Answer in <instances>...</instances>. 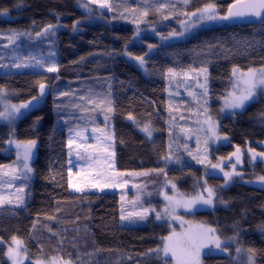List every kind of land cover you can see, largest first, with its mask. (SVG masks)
I'll use <instances>...</instances> for the list:
<instances>
[{
	"label": "trees",
	"instance_id": "1",
	"mask_svg": "<svg viewBox=\"0 0 264 264\" xmlns=\"http://www.w3.org/2000/svg\"><path fill=\"white\" fill-rule=\"evenodd\" d=\"M235 1L190 0L185 5L177 0H127L123 3L133 15L145 9L148 15H141L140 22L137 16H131L128 21L118 19L117 4L114 20L84 22L73 31V24L81 23L84 17L76 8L77 0H0V33L40 29L47 24L56 25L59 19L65 26L54 40L57 72L0 73V88L3 87L13 103L37 97L40 83L47 84L54 93L56 86L68 93L60 96L49 92L39 106L28 110L16 123V138L35 140L36 151L25 205L16 209L0 208V264H6L4 244L14 236L22 241L31 260L57 258L72 264H169L168 260L149 252L159 247L161 239L169 234L165 223L149 221L139 226L125 225L118 218L116 193L69 191L66 135L74 124L82 125L84 109H89L87 99H81L87 97L85 83L104 84L112 97L117 169L144 171L145 178L153 175L152 182H155L160 175L157 171L160 159L167 153L165 77L168 69L181 72L206 68L211 113L218 118V128L231 143L216 152L226 155L234 146L242 148L247 143L252 148L257 147L264 141V94L233 116H220L219 101L231 87L234 68L246 71L264 66V19L245 24L225 20L186 40L159 46L146 57V73L125 56V53L141 55L146 50L145 44L131 43L133 20L142 29L168 22L167 27L174 30L186 16L182 13L211 3L219 15H225ZM158 4L168 7L157 12ZM165 16L168 18L164 19ZM149 40L144 38L145 43L154 42ZM36 45L40 47V42ZM129 115L133 119H129ZM145 125L153 130L151 139L136 129ZM9 133V126L0 123V166L12 161L11 152L5 153ZM166 173V177L185 192L194 190L203 177L201 168L191 165L172 167ZM208 181L215 187V208L198 211L193 218L215 228L221 240L227 241L228 251L223 255H205L204 264H245L244 253L250 255L248 249L256 252L255 264H264V188L235 180L230 187L222 189L220 178L208 177ZM229 237L235 239L228 241ZM237 248L241 249L239 253Z\"/></svg>",
	"mask_w": 264,
	"mask_h": 264
},
{
	"label": "rangeland",
	"instance_id": "2",
	"mask_svg": "<svg viewBox=\"0 0 264 264\" xmlns=\"http://www.w3.org/2000/svg\"><path fill=\"white\" fill-rule=\"evenodd\" d=\"M127 0H109L111 5V10L108 7L102 8L99 3H89V0H77V7L80 9L84 15L81 23L79 22L76 26L78 30L80 24L104 22L108 23L115 19V12L117 4H119V14L116 16L118 19L128 21L132 19L131 16H137L139 22L143 20L141 18V13L139 15H133L134 13L129 12L128 6L124 5L123 2ZM182 1L183 0H177ZM89 4V11L82 7V4ZM203 8V7H202ZM57 20V27L48 35L42 36L39 39L34 37V33L39 30V28L34 27L25 33V35L19 36L12 44L9 43L8 37L12 34L10 33H0V73H14L19 71H37V72H48L47 64L45 68L30 67V68H16L13 67L14 64L20 63L25 58L36 57L37 60L44 59L45 61L51 63L54 61L57 65V51L55 48V38L56 35L65 26L60 21ZM170 21V19H169ZM182 21L186 24H192L193 26L185 31L186 24L181 23ZM225 20H218L212 22L197 23L185 16L176 27L177 29L167 27L168 22H163L158 25L147 26L146 29H142L139 23L133 20L131 26L134 28L133 38L131 43L138 45L145 44V52L141 55L143 56L145 63L140 65L138 61L133 59L135 56H127L126 59L131 62L136 68L141 72L146 73V57L153 53L159 46L167 45L170 43H175L179 41L186 40L195 33L203 29L221 25ZM137 29L139 32L137 33ZM181 33L184 35L170 36V33ZM149 38V41L153 43H145L144 38ZM162 37H167V39H162ZM34 44H30V42ZM37 42H40V47L37 46ZM153 45L151 49L148 47ZM42 46V47H41ZM126 50V49H125ZM54 56L49 60L50 54ZM264 67V66H263ZM254 68V69H260ZM239 70V69H238ZM246 71H238L236 75H232V84L227 93L223 98L220 99V116H233L235 113H239L248 107V104L243 109H231L226 107V98L229 97L230 93L240 94V89L244 87L242 80L238 77L240 73H246ZM51 73V72H50ZM173 74H168L166 78V99L168 101V130H167V153L160 159L159 176L152 182V176L147 175L144 171H120L115 165V136L113 130L112 114L108 111L109 105H99L98 101L102 99H110L112 101L111 92L102 83H95L89 81L85 83V88L87 92V98L92 99L94 102L88 104L89 109L84 110V116L81 117L83 121L82 125L78 123L74 124V127L70 128L67 132V157H68V184L69 191L73 193H116L118 195V208L120 221L125 225L139 226L144 225L149 221L157 223H165L167 225L169 234L161 239V245L159 248H163L166 242V238L173 237L178 245L179 253V243L183 241L186 237H195L202 232L203 229L208 228L206 224L199 222L193 218L194 213L201 210H213L215 208V198L216 194L213 195V203L211 205H205L197 203L193 208L186 209L184 207H177L174 211H170L168 214H164V209L168 204L166 196L172 197L175 200H190L203 196L205 199L208 197V192L206 189L211 188L213 191L214 186L209 184L208 177H212L215 180L221 179L219 187L226 189L236 180L240 182H245L247 184L263 187L260 183L256 182L258 176H264V158H258L256 161H252L251 154L248 152L249 148H252L250 144H246L244 147L239 148L241 151V162L237 163L235 157L231 154L236 152L237 146L233 147V150L228 154L217 153V149L223 146H228L230 139L227 135L221 133L219 127V120L211 113V100L209 96V80L207 76V93L204 89L200 87L201 84L205 83V74L199 73V70H188L181 72H174ZM186 73V75H185ZM199 73V74H198ZM48 86V85H47ZM52 90V89H51ZM48 86V92L46 97L51 91ZM65 89L58 88L56 86L55 91L59 95L64 92ZM263 94H258L256 99H258ZM9 95L5 90L0 88V112H4L7 108L11 111V105H20L23 103H13L9 100ZM45 99V98H44ZM44 99H39V101H32V105L28 109H21V113L16 115L14 120L4 119L0 117V123H4L9 126L10 133L6 141L5 153L11 152L12 161L7 162L0 166V208H21L25 205L28 198V190L33 177V171L28 173V179L23 178L24 170V153L25 146L28 141H21L16 138V123L19 121L21 116L25 114L31 108L39 106ZM255 99V100H256ZM29 102V101H27ZM88 102V101H87ZM26 103V102H24ZM250 104V103H249ZM111 108L112 104H111ZM83 110L79 111V114ZM108 117L105 120V117ZM212 123L215 127L216 135L213 136L210 129L209 123ZM136 129L145 137H148L143 131V128L136 127ZM95 130V131H94ZM111 136L112 139H107ZM218 137V138H217ZM69 140L73 143L69 145ZM9 141H12L9 143ZM17 144L20 146L17 147ZM171 146V147H170ZM257 153L264 152V141L260 142L257 147H253ZM36 151V146L32 149L31 157L28 159L27 163L32 169V160L34 158ZM79 153V156L77 155ZM171 156L170 160H166L165 157ZM83 157V159H81ZM198 159H204L205 163H198ZM260 163L257 167L256 163ZM220 164L224 171H231L232 165H236V171L240 172L242 175L239 177H233L232 181L228 184L224 182L223 172L217 168L213 169L211 165ZM186 165L198 166L201 168L203 177L198 180V185L195 186L194 190L185 192L181 190L177 183L173 180L167 178L166 172L170 168H183ZM15 170V171H13ZM263 173V174H262ZM144 178V179H143ZM217 178V179H216ZM108 184L110 187L98 188L94 187V184ZM70 184L79 185L82 189L77 191L76 188L71 187ZM175 185V188H173ZM23 189L22 192L18 189ZM18 197H22L23 203L17 204L16 200ZM11 201V203L9 202ZM147 211V215L144 219H140L136 216V213H143ZM154 210V211H153ZM160 212L162 214L161 219H157L156 213ZM132 214L131 220H121V216H128ZM19 240V239H18ZM5 262L6 264H13L12 260L7 256L8 249L16 248L17 245L13 243L12 238L5 244ZM212 250L203 249L200 254L201 264H204L205 255L216 253V254H227L221 253L214 249V246H209ZM158 248V247H157ZM156 249V248H155ZM152 254L157 253L153 252ZM246 254L245 264L248 262V253ZM160 256V255H158ZM18 264H27L31 262L36 264L37 261H41L42 264H65L67 261H63L57 258L50 259H29L24 250V245L19 246V253L16 257ZM169 264H176L170 256L167 259ZM72 264V263H71Z\"/></svg>",
	"mask_w": 264,
	"mask_h": 264
},
{
	"label": "snow or ice",
	"instance_id": "3",
	"mask_svg": "<svg viewBox=\"0 0 264 264\" xmlns=\"http://www.w3.org/2000/svg\"><path fill=\"white\" fill-rule=\"evenodd\" d=\"M89 3H99L102 8L108 7L109 10H111V5L109 3V0H89ZM183 3L185 5L190 3V0H183ZM240 3V0H237V4ZM85 9H89V4L85 3L81 5ZM167 4H158L156 7L157 12H161L165 8H167ZM244 7L247 9V11H241L239 7L236 5H229L228 11L225 15H219L217 8L214 4H206L203 8L196 9L193 12L190 13H182L186 16H188L190 19L194 20L197 23H203V22H212V21H218V20H230L245 16H254L257 18L264 19V0H247ZM142 16H147L148 11L145 9L142 13ZM164 19H167L168 17H163ZM79 21L75 22L73 24V29H76L77 24ZM181 23L186 24V22L182 21ZM193 25L192 24H186L185 31L190 29ZM57 25L48 24L41 32L36 33L37 37L46 36L49 33L55 29ZM139 32V29H137V33ZM25 35V33H17L15 31L12 32V34L8 37V41L10 44H12L16 39L19 38V36ZM170 36H177V35H184V32L181 33H170ZM162 39H167V37H162ZM150 49L154 47L153 45L148 46ZM127 55L131 56V53H127ZM54 56L53 54H50L49 60L51 61V57ZM136 61L140 63V65H144L145 60L143 56H135L133 57ZM46 64L47 71L48 72H57L58 67L54 61H51V63L45 61L44 59L37 60L36 57H29L25 58L20 63L14 64L13 67L16 68H30V67H39V68H45ZM195 71V70H194ZM238 69H233V74L236 75L238 73ZM168 72L170 74L175 75L173 69H168ZM199 73L205 74V83L201 84L200 87L204 89V92L207 93V69L203 68L199 70ZM198 73V74H199ZM186 75V73H185ZM58 78V77H57ZM239 80H242V83L244 87L240 89V94L236 95L235 93H230L229 97L226 98V107L231 109H243L246 107L247 104L253 102L258 94H264V67L260 69H252L249 68L246 73H240ZM40 89V95L37 97H33V101H39L40 98H42L46 91V85L44 83L39 84ZM60 96L68 95V93L61 92L59 94ZM82 100L87 99L89 104H92L94 101L92 99H89L87 97H81ZM109 105L108 111L111 112L113 109L111 108L112 101L110 99H102L98 101L97 106L99 105ZM32 105V101L20 104V105H11V111H9L7 108L4 112H0V117H3L4 119L8 120H14L16 118V115L18 113H21V109H28ZM59 107V105H57ZM79 107V105H77ZM88 110V109H84ZM108 117H105V120H107ZM129 119H133L131 115H129ZM39 120V118H37ZM209 129L213 136L216 135L215 133V127L210 122L209 123ZM95 131V130H94ZM142 131L148 136H152V129L149 125H145L142 129ZM218 138V137H217ZM107 139L111 140L112 137L108 136ZM12 141H9L11 143ZM73 143L72 140H69V145ZM20 145L17 144V147ZM36 146L35 140H30L27 142L25 146V153H24V170H23V178L25 180L28 179V173L32 172V169L29 167L27 161L31 157L32 149ZM171 147V146H170ZM248 152L251 154L252 161H256L258 158H264V152L257 153L255 149L249 148ZM79 156V153H77ZM235 157V160L237 163L241 162V151L239 147H237L236 152L231 154ZM83 159V157H81ZM166 160H170L171 156L165 157ZM198 163H205L204 159H198ZM213 169L219 168L224 175V182L225 184H228L230 181H232L233 177H239L242 174L240 172L236 171V165H232L231 171H224L220 164H214L211 165ZM15 171V170H13ZM159 171H163L162 169ZM256 182L260 183L262 186H264V176H258L256 178ZM71 187H74L77 189V191H81L79 185L70 184ZM94 187L98 188H104V187H110L111 185L108 184H94ZM173 188H175V185H173ZM18 191L22 192L23 189H18ZM208 192V197L205 199L203 196H199L194 199L190 200H175L172 197L166 196V200L168 201L167 206L164 209V214H168L170 211H174L177 207H184L186 209L193 208L197 203L205 204V205H211L213 203V195L214 192L211 188L206 189ZM11 203V201H9ZM0 203H3L2 200H0ZM17 204L23 203L22 197H18L16 200ZM147 211L145 210L143 213H136L135 215L138 216L140 219H144L147 215ZM154 211V210H153ZM157 219L162 218V214L160 212L156 213ZM132 214H129L128 216H121V220H131ZM262 231H264V228H262ZM235 237H229L227 238L228 241L234 240ZM13 243L17 245L16 248H9L7 252V256L9 259L12 260L13 264H18L16 257L19 253V246L22 244V241L18 240L15 236L12 237ZM227 241H222L220 236L216 234V229L212 227H208L206 229H203L200 234H198L195 237L189 236L186 237L183 241L179 243V253H178V245L175 241H173V237L166 238V242L164 244V247L156 248V249H150L149 252H155L158 255H160V258L167 261L169 256L176 261V264H201L200 260V254L203 249H209L211 251L212 249L209 246H214V249L221 253H226L228 251V248L226 246ZM237 253L241 251L240 248L236 249ZM248 252L250 255L248 256V262L249 264H255V255L256 252L254 249H248ZM22 264V262H21ZM36 264H42L41 261H37ZM65 264H71V261L65 262Z\"/></svg>",
	"mask_w": 264,
	"mask_h": 264
},
{
	"label": "water",
	"instance_id": "4",
	"mask_svg": "<svg viewBox=\"0 0 264 264\" xmlns=\"http://www.w3.org/2000/svg\"><path fill=\"white\" fill-rule=\"evenodd\" d=\"M247 2V0H240V3L239 4H237V1H235V2H233L232 4H230V5H236L237 7H239L240 8V10L241 11H247V9L244 7V5H245V3ZM229 8V7H228ZM227 11H228V9H227ZM256 19H259V18H257V17H254V16H245V17H240V18H235V19H230L229 21L230 22H232V23H236V24H245V23H253V22H255L256 21ZM48 25V24H47ZM47 25H45V26H43L42 28H40L36 33H38V32H41ZM36 33L34 34V37L35 38H40V37H37L36 36ZM42 37V36H41ZM46 85V91H45V94H44V96L42 97V98H40V99H44V98H46V93L48 92V86H47V84H45ZM37 96H39L40 95V89H39V87H38V90H37V94H36Z\"/></svg>",
	"mask_w": 264,
	"mask_h": 264
}]
</instances>
